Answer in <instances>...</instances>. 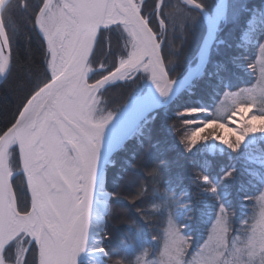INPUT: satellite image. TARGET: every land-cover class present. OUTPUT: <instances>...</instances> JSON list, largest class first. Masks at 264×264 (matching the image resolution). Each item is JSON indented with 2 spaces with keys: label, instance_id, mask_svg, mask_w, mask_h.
Masks as SVG:
<instances>
[{
  "label": "snow or ice",
  "instance_id": "6c2138e0",
  "mask_svg": "<svg viewBox=\"0 0 264 264\" xmlns=\"http://www.w3.org/2000/svg\"><path fill=\"white\" fill-rule=\"evenodd\" d=\"M0 79V264H264V3L0 0Z\"/></svg>",
  "mask_w": 264,
  "mask_h": 264
},
{
  "label": "trees",
  "instance_id": "16d2710c",
  "mask_svg": "<svg viewBox=\"0 0 264 264\" xmlns=\"http://www.w3.org/2000/svg\"><path fill=\"white\" fill-rule=\"evenodd\" d=\"M249 3H251L253 5H259L261 3H264V0H249ZM151 5H152V2L150 3V1H149L148 6L151 7ZM197 38L198 37L194 36L193 39L190 40L189 43L185 46L186 55H185V58L182 59L180 67L178 68V71L183 70V68L186 66L187 59H189L191 57V55L193 54L195 46H196ZM221 47H225V46H221ZM13 54L14 55L18 54L20 59H24L25 52H24V45L22 42L17 43V45L14 47ZM218 58L223 59L224 57L221 56ZM241 79L244 80V79H246V77L242 76ZM7 88H8V85H4L3 87H0V109L7 110L8 114L10 115L11 110L14 108L15 104H14V100L11 97V95H9L7 93ZM113 90H115L116 93H118V94H119V92H121V93L118 95L117 99L115 98L113 100L112 104L110 105L111 107H115L117 104H122L124 102V100L127 98L128 92L130 91V87L126 86L123 88H115ZM197 101H199L201 103H210L211 97L202 93L200 91V89H196L192 94H189L188 92H183L181 95L176 97L168 107H161L158 110L157 118L155 119V121L151 125L152 130H153V139H159L160 135H164V136H167L169 143H175V138L173 136H170L167 133L168 124L171 123V120L175 118V112L178 111L177 107L179 105H182V106L192 105V104H195ZM177 127H182L181 121H177ZM158 130H162V131H158ZM145 143H147V141H145ZM132 148H135V141L130 142V150H132ZM137 150H139V149H137ZM177 150H179V149H177ZM126 155L130 156L131 151L129 153H127ZM197 159L201 160V161L204 159H211L214 161V163L217 160L216 157H213L211 154H207V153H205L201 156H197ZM122 161H123V158H121V162ZM13 167H15V161H13ZM118 167H119V165H118ZM188 171H189L188 167L185 166V168L183 169V172L185 174H187ZM20 183H21V178L19 176H17L15 178V184L17 186H19ZM256 194L258 195V193H256ZM234 197H235V193L232 192V198H233V203H234L235 212H236V221L238 223L239 220L242 219L245 215H251L252 209L250 206L249 208L244 209L242 211L239 204L236 202ZM124 206L125 207L128 206L127 201H124ZM133 211H134V209H133ZM124 230H125V226L123 224L116 226L114 231L117 234V240L114 241V243L119 242V237L123 235ZM152 234H156V233H152ZM144 239L146 241H150V234L146 233L144 236ZM197 239H199V229H198ZM148 246L150 247V250L156 248L155 242H152ZM149 258H151V257H149ZM30 264H31V261H30Z\"/></svg>",
  "mask_w": 264,
  "mask_h": 264
},
{
  "label": "rangeland",
  "instance_id": "374dc122",
  "mask_svg": "<svg viewBox=\"0 0 264 264\" xmlns=\"http://www.w3.org/2000/svg\"><path fill=\"white\" fill-rule=\"evenodd\" d=\"M137 2H139V0H137ZM151 2H152V0H150V3H151ZM98 59H99V54H98ZM117 90H118V89H117ZM120 93H121V92H119V94H120ZM119 94L116 93V91L113 90V89H109L108 92L105 93V96L108 98L110 105L112 104V102H113V100H114L115 98L117 99V97H118ZM181 104H182V103H181ZM182 107H184V106L179 105V106L177 107V109L179 110V109L182 108Z\"/></svg>",
  "mask_w": 264,
  "mask_h": 264
},
{
  "label": "water",
  "instance_id": "95a60500",
  "mask_svg": "<svg viewBox=\"0 0 264 264\" xmlns=\"http://www.w3.org/2000/svg\"><path fill=\"white\" fill-rule=\"evenodd\" d=\"M2 83V79H0V84ZM177 97V96H176ZM175 97V98H176ZM175 98H173L172 100H174ZM172 100H170L166 105H163V106H168L169 105V103L172 101Z\"/></svg>",
  "mask_w": 264,
  "mask_h": 264
},
{
  "label": "bare ground",
  "instance_id": "6f19581e",
  "mask_svg": "<svg viewBox=\"0 0 264 264\" xmlns=\"http://www.w3.org/2000/svg\"><path fill=\"white\" fill-rule=\"evenodd\" d=\"M2 82H3V81H2ZM181 94H182V93H181ZM181 94H179V95H181ZM179 95H178V96H179ZM178 96H177V97H178ZM169 105H170V104H169Z\"/></svg>",
  "mask_w": 264,
  "mask_h": 264
},
{
  "label": "flooded vegetation",
  "instance_id": "af4514ba",
  "mask_svg": "<svg viewBox=\"0 0 264 264\" xmlns=\"http://www.w3.org/2000/svg\"><path fill=\"white\" fill-rule=\"evenodd\" d=\"M149 1H150V0H147V4H148Z\"/></svg>",
  "mask_w": 264,
  "mask_h": 264
}]
</instances>
